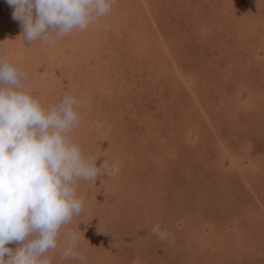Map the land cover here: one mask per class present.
<instances>
[{"label": "rangeland", "instance_id": "obj_1", "mask_svg": "<svg viewBox=\"0 0 264 264\" xmlns=\"http://www.w3.org/2000/svg\"><path fill=\"white\" fill-rule=\"evenodd\" d=\"M12 12L0 0V57L43 107L84 101L70 135L102 165L51 264H81L61 259L65 231L86 264H264V0H116L51 47Z\"/></svg>", "mask_w": 264, "mask_h": 264}, {"label": "clouds", "instance_id": "obj_2", "mask_svg": "<svg viewBox=\"0 0 264 264\" xmlns=\"http://www.w3.org/2000/svg\"><path fill=\"white\" fill-rule=\"evenodd\" d=\"M20 21L24 40L53 46L57 37L84 31L108 16L116 0H7ZM28 74L0 57V264H51L61 228L81 214L78 180L103 175L97 158L85 157L70 133L79 125L84 101L65 94L43 107L27 88ZM151 232L172 234L159 223ZM61 259L75 258L79 234L63 233ZM16 243L14 250L8 245Z\"/></svg>", "mask_w": 264, "mask_h": 264}, {"label": "bare ground", "instance_id": "obj_3", "mask_svg": "<svg viewBox=\"0 0 264 264\" xmlns=\"http://www.w3.org/2000/svg\"><path fill=\"white\" fill-rule=\"evenodd\" d=\"M146 5H147V4H146ZM153 22H154V21H153ZM161 40H163V39H161ZM164 46H165V45H164ZM164 49H168V48L164 47ZM167 51H168V50H167ZM167 53H168V52H167ZM174 64H175V63H174ZM175 66H176V67H174L173 70L170 69L171 72H172L173 74H176L175 77H177V76H178V78L181 77V78H182L181 81L186 82L187 88H189V89L191 90L192 86L190 85V82H189L188 80H186V77L184 76V73H182V71L178 69V66H177V65H175ZM174 71H175V72H174ZM167 73H170V72L168 71ZM166 75H168V74H166ZM168 76H169V75H168ZM175 80H178V79H175ZM254 90L257 91L258 89L256 88V89H254ZM200 107H202V106H200ZM239 108H240V107H239ZM199 109H200V108H199ZM232 118H233V117H232ZM232 118H231V119H232ZM164 148H165V146H164ZM157 150H158V149H157ZM187 151H188V150H187ZM157 155H158V154H157ZM189 156H190V155H189ZM233 158H234V157H233ZM231 163H232L233 165H236V164H237V163H236V160H235V161L232 160ZM237 165H238V164H237ZM228 169H229V168H228ZM226 170H227V169H226ZM246 181L248 182L247 179H246ZM262 187H263V186H262ZM207 188H208V187H207ZM263 188H264V187H263ZM253 190H254V189H253ZM210 191H211L210 189H207V193H208V194H211V196H213L214 193H211ZM193 192H194V191H193ZM207 193H205V194L203 195V198H207V197H208ZM211 196H210V197H211ZM256 196H258V195H256ZM256 198H257V197H256ZM210 199H211V198H210ZM243 204H245V202H243ZM260 204L262 205V203H260ZM261 205H260V206H261ZM223 207H224V206H223ZM224 208H225V207H224ZM229 210H230V209H229ZM231 212H232V214H233L234 211H231ZM221 213H222V212H221ZM229 213H230V212H229ZM224 214H225V213H224ZM226 214H227V213H226ZM222 215H223V214H222ZM201 216H202V215H201ZM227 216H228V215H227ZM236 217H237V216H236ZM212 219H213V218H212ZM226 219H227V217H226ZM226 219L224 218L225 221H226ZM229 219H230V218H229ZM216 220H217V219H216ZM216 220H215V221H216ZM219 221H220V219H219ZM197 222H198V221H197ZM197 222H195L194 226L198 225L199 222H198V223H197ZM213 222H214V220H213ZM213 222H212V223H213ZM193 223H194V222H193ZM212 223H211V224H212ZM225 223H226V222H225ZM225 223H222V224H223V225H227V223H226V224H225ZM187 224H188L187 226H189V223H187ZM222 224H219V225L221 226ZM237 224H238V223H237ZM223 225H222V226H223ZM220 226H219V227H220ZM213 227H214V225L212 226V228H213ZM224 227H226V226H224ZM224 227H223V228H224ZM238 227L241 228V227H242V224H241V225L239 224ZM242 228H243V227H242ZM221 229H222V228H221ZM219 230H220V229L218 228V231H219ZM225 231H226V229H224V233L226 234L227 232H225ZM227 231H228V230H227ZM235 231H236V229H235ZM224 233H223L222 235H224ZM234 234H235V233H234ZM219 235H220V234H219ZM228 235H229V234H228ZM214 236H215V235H214ZM217 236H218V234H217ZM229 236H230V235H229ZM225 237H226V236H225ZM212 238H214V237H212ZM217 238H218V237H217ZM206 239L209 241V237H207ZM219 239H220V238H219ZM221 239H223V238H221ZM235 242H237V240H236ZM234 247H237V248H238V245H236V246L233 245V246H232L233 251H234ZM237 252H238V250H237ZM237 252H235V253H237Z\"/></svg>", "mask_w": 264, "mask_h": 264}]
</instances>
